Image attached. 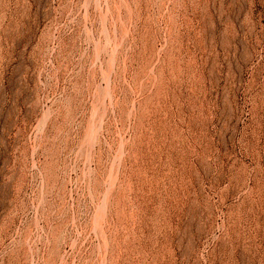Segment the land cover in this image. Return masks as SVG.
I'll return each instance as SVG.
<instances>
[{
    "label": "rangeland",
    "instance_id": "obj_1",
    "mask_svg": "<svg viewBox=\"0 0 264 264\" xmlns=\"http://www.w3.org/2000/svg\"><path fill=\"white\" fill-rule=\"evenodd\" d=\"M0 264H264V0H0Z\"/></svg>",
    "mask_w": 264,
    "mask_h": 264
}]
</instances>
